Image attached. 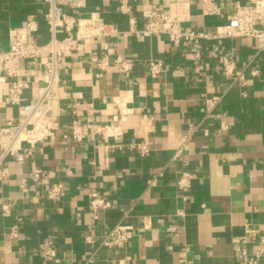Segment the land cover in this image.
Masks as SVG:
<instances>
[{
  "label": "crops",
  "instance_id": "crops-1",
  "mask_svg": "<svg viewBox=\"0 0 264 264\" xmlns=\"http://www.w3.org/2000/svg\"><path fill=\"white\" fill-rule=\"evenodd\" d=\"M128 1L130 15L119 12V0L65 8L73 14L100 10L121 32L82 42L59 63L66 91L60 127L23 162L2 160L0 264H182L181 251L183 264H244L233 254L232 238L243 236L247 226L264 230V51L252 37H225L204 39L198 57L188 41L175 44L166 35L133 30L144 26L141 10L166 8L170 0ZM247 1L174 0L171 7L179 30L213 33L236 4ZM45 9L42 0H0V49L7 48L8 29L29 15L40 22L39 41H46ZM92 54L106 55L110 63L129 58L133 67L128 75L112 66L97 75ZM217 54L246 72L244 85L223 75ZM150 59L162 61L158 76L151 74ZM21 66L29 82L23 95L31 102L44 69L40 59ZM214 96L216 103L208 106ZM17 111L15 105L3 108L0 123L17 120ZM72 120L92 129L106 125L110 132L93 129L76 142L67 135ZM142 142L149 147L144 155L132 147ZM183 144L187 148L173 157ZM34 168L43 171L37 180ZM183 170L193 173L187 198L176 185ZM53 182L65 191L56 202L45 195ZM91 191L111 202L96 216L89 208ZM119 222L142 230L123 247L102 245ZM14 226L16 235H10Z\"/></svg>",
  "mask_w": 264,
  "mask_h": 264
},
{
  "label": "built area",
  "instance_id": "built-area-1",
  "mask_svg": "<svg viewBox=\"0 0 264 264\" xmlns=\"http://www.w3.org/2000/svg\"><path fill=\"white\" fill-rule=\"evenodd\" d=\"M166 8L154 6L141 10L145 19L144 26L133 28L142 36L166 35L172 43L188 41L191 50L199 57L204 39H221L225 37H252L257 42L259 51H264V0H248L246 3H238L234 12L228 16L227 21L215 28L213 33L205 31H181L177 27L178 16L172 12V3ZM46 5L43 20L47 27L49 38L39 41L37 33L40 22L34 15H29L24 22L12 26L7 32V48L0 49V111L9 106L18 107L17 120L9 118L0 123V164L7 156H12L17 162H23L32 153L33 147L41 140L51 137L61 125V102L66 97L64 85L60 83L58 65L65 58L72 56L82 42L95 38L114 37L121 31L114 23L107 22L100 10H91L86 13L73 14L65 10L82 9L86 6V0H42ZM118 10L122 14L130 15L132 7L128 0H119ZM223 75L232 83L244 85L246 72L236 69L233 58L224 54L216 55ZM38 59L43 66L42 83L37 87V97L34 101H26L24 90L29 87L25 77V67L21 61L28 65L34 64ZM90 61L98 68L100 75L107 67L112 66L115 71L128 75L133 67V61L129 58L116 57L110 63L106 55L92 54ZM150 71L153 76H158L163 70L160 59L149 60ZM251 75H257L258 69L251 67ZM218 97L214 96L206 100L208 106L216 103ZM96 133H109L106 125H98L93 128ZM91 126L78 120H72L68 125V136L76 142H81L90 130ZM141 155L149 152L145 142L132 146ZM187 148L183 144L178 148L173 157L178 156ZM43 175L40 168L32 170L33 179L37 180ZM193 173L183 170L176 180V185L183 192V198H187V192L192 184ZM64 187L61 182H53L46 189V197L53 201H59L64 195ZM111 202L95 191L89 192V208L93 216L103 209H108ZM6 213V210L3 211ZM149 219H145V221ZM174 226L168 227V230ZM142 227L128 223H117L113 229L105 235L101 244L104 246L123 247L134 235L138 234ZM10 235H16L15 226ZM249 237H253L250 248L247 246ZM88 241H93L90 236ZM234 256L243 260L244 264H261L264 261V230L253 229L247 226L245 234L232 238ZM44 249L45 258L52 257L47 243ZM179 261L186 262L185 251L180 252Z\"/></svg>",
  "mask_w": 264,
  "mask_h": 264
}]
</instances>
